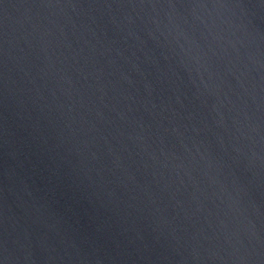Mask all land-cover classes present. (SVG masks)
Segmentation results:
<instances>
[{"label": "water", "instance_id": "obj_1", "mask_svg": "<svg viewBox=\"0 0 264 264\" xmlns=\"http://www.w3.org/2000/svg\"><path fill=\"white\" fill-rule=\"evenodd\" d=\"M0 264H264V0H0Z\"/></svg>", "mask_w": 264, "mask_h": 264}]
</instances>
